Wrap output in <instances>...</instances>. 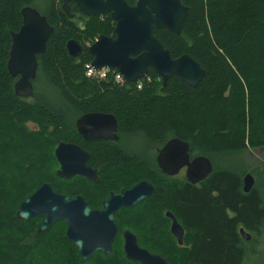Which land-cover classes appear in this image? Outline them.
I'll use <instances>...</instances> for the list:
<instances>
[{"label": "trees", "instance_id": "1", "mask_svg": "<svg viewBox=\"0 0 264 264\" xmlns=\"http://www.w3.org/2000/svg\"><path fill=\"white\" fill-rule=\"evenodd\" d=\"M182 3L189 9L182 34L166 30L154 34L173 59L190 56L205 70V77L196 88L177 77L163 85L150 70L149 85L137 91L134 84L119 87L110 79L97 82L86 77L85 66L93 61L88 46L100 36L115 37L109 15L85 17L71 4L74 18H68L62 0H0V264L81 263L65 237V223L67 260L60 249V257L53 252L57 247L45 237L49 230L38 232L41 219L25 222L17 217L20 203L43 184L59 194L83 196L91 208H99L110 191L142 180L155 186L153 196L136 207L149 215L156 231V244L150 249L143 245L149 251L170 264H264V160H245L248 152L264 149V0ZM25 7L36 9L54 28L45 53L37 58L32 99L15 95L16 80L7 70L11 33L22 26ZM70 40L83 47L77 59L67 53ZM90 112L116 117L117 142L81 138L75 122ZM131 136H140L143 141L138 140L145 146L149 143L153 151L145 146L137 154L126 150L138 142L130 143ZM172 138L188 142L192 157L211 160L214 169L207 179L192 185L160 173L154 148ZM61 142L89 152L98 184L56 176L54 152ZM248 173L255 183L245 193L243 178ZM166 211L186 232L182 247L163 239L161 220L169 222ZM137 221L144 228V219ZM125 228L130 227L119 223V236ZM241 230L251 239L246 240ZM257 246L262 249L256 250ZM98 256L99 264H135L126 259L121 246L110 257Z\"/></svg>", "mask_w": 264, "mask_h": 264}, {"label": "water", "instance_id": "2", "mask_svg": "<svg viewBox=\"0 0 264 264\" xmlns=\"http://www.w3.org/2000/svg\"><path fill=\"white\" fill-rule=\"evenodd\" d=\"M71 4L85 17L109 15L115 23V37L100 36L88 46L95 70L109 68L116 71L129 84H136L145 78L150 70L161 79L163 85L177 77L188 86L196 88L205 77V70L188 55L177 59L155 37L156 30H166L181 35L189 17V9L182 0H136L131 6L126 0H62V11L68 18ZM22 26L11 33V47L7 70L15 79L14 92L18 98H34V81L38 72V56L45 53L47 43L54 32L45 16L36 9L25 7L21 11ZM71 58H79L83 47L75 40L66 44ZM78 134L84 141L116 142L118 121L114 115L87 113L75 122ZM156 163L168 177H176L185 170V179L192 185L203 182L213 172V163L205 156H191L190 144L179 138L168 140L156 150ZM54 155L59 164L56 176L72 179L80 176L95 183L99 182L97 172L88 165L90 154L73 143L61 142ZM243 191L249 193L255 178L248 173L243 178ZM154 193L153 185L142 181L121 193H111L101 210H93L81 196L57 193L45 183L32 195L23 200L17 217L25 222L41 218L38 232L44 233L56 222L66 224V239L78 251L80 264H91L89 260L101 252L109 256L118 233L114 215L121 209H133L148 200ZM166 217L172 221L171 234L179 246H183L185 230L171 212ZM250 240V235L241 230ZM123 252L129 262L135 264H170L164 257L139 247L136 235L123 232Z\"/></svg>", "mask_w": 264, "mask_h": 264}, {"label": "rangeland", "instance_id": "3", "mask_svg": "<svg viewBox=\"0 0 264 264\" xmlns=\"http://www.w3.org/2000/svg\"><path fill=\"white\" fill-rule=\"evenodd\" d=\"M141 84H142V89L141 90H137V91H142L144 87L149 85L148 81H143V80L141 81ZM135 89H136V86H135ZM139 137L140 136L132 137L131 138L132 141H130V143L133 142V141H136L138 139L142 140ZM144 146H145V144L143 142H139V143L136 142L134 144H131L126 150H129L131 152L135 151L133 153L137 154L138 151H142ZM145 147H146V149H151L152 150V147H151V145L149 143ZM50 154H52V152H50ZM245 160L247 162H249V163H254V162H257V161L258 162L259 161H263L264 160V149H261V150L258 149V150H254V151L248 152L245 155ZM47 166L50 167L51 163L50 162L47 163ZM54 169H55V164H53L51 170H54ZM58 169H59V166L56 169V171ZM175 178L176 179H185V171L180 173V175L176 176ZM177 183L178 182H175V183L172 182L173 185H176ZM105 195H106V193H105ZM148 216L149 215L147 213L143 214V210L139 209V208H136V209H133L132 211H129V212L121 214V216L119 217L120 219L118 218L119 221H115L116 225H117V229H118V235L116 237V240H115V243H114V247H113V251L114 252L116 250H119L120 246L123 249L122 236L121 235L119 236V223H121L123 226L126 225V226L130 227V228H125V229H129L130 231H132L137 236L140 246L145 245V246H147L150 249V248H152V246H154L156 244L155 240H154V238H155L154 232L156 233V231L155 230L152 231L151 228H152L153 224H152L151 220L147 219ZM137 217L140 219V221H142V218L144 219V222H145L144 223V228L141 226L142 224L140 225L141 222L137 221ZM36 219H38V218H36ZM36 219H34V220H36ZM56 224L59 225V228H57L58 227V225H57L56 228L53 229V226H55ZM53 226L49 229V231H48V233H47V235L45 237L48 239L49 244H52L55 247H57L56 250L55 249L53 250L55 255L60 257L59 253H58L59 252L58 250L60 249L61 253L63 254V256L67 260V259L70 258V249L64 244V231H63L64 222H56ZM169 226H170V224H169V222L167 220H165V221H164V219L161 220V227H162V230H163V239H164L165 243L169 242L170 245H174L177 242L174 239V237L169 233ZM65 231H66V225H65ZM51 240H56V241L52 242ZM185 242H186V239H184V244H185ZM258 249H262V246H260V247L257 246L256 250H258ZM113 251H112V253H114ZM112 253L109 256H106V257H110L112 255ZM98 254H101V253H97L91 259V264H99L100 263L101 259L99 258ZM12 258H13V262H15V258L14 257H12ZM67 264H71V262H69L67 260ZM245 264H252V263L251 262H246Z\"/></svg>", "mask_w": 264, "mask_h": 264}, {"label": "flooded vegetation", "instance_id": "4", "mask_svg": "<svg viewBox=\"0 0 264 264\" xmlns=\"http://www.w3.org/2000/svg\"><path fill=\"white\" fill-rule=\"evenodd\" d=\"M73 5V4H72ZM75 7V6H74ZM79 13V12H78ZM80 14V13H79ZM90 113H94V112H90ZM96 113H101V112H96ZM87 114V113H86ZM105 114H109V113H105ZM112 115V114H111ZM83 116V115H82ZM81 117V116H80ZM79 117V118H80ZM117 136H118V140H119V123H118V128H117ZM133 136H131V138H132ZM131 138L129 139V141H131ZM117 140V141H118ZM116 141V142H117ZM92 142V141H91ZM98 142V141H97ZM101 142H105V141H101ZM108 142H110V141H108ZM139 142H141V141H138V143ZM107 143V142H106ZM110 143H113V142H110ZM129 147V146H128ZM158 148L156 147V148H154V153H155V162H156V157H157V152H156V150H157ZM152 151H153V149H152ZM89 153V152H88ZM132 153V152H131ZM137 153H140V152H137ZM147 154H151V152H147ZM90 161V160H89ZM59 165V164H58ZM88 165H89V162H88ZM89 167L91 168V169H93V170H95L96 172H97V175H98V170L97 169H94L92 166H90L89 165ZM156 167H157V169L160 171V169H159V167H158V165H157V163H156ZM183 171H185V170H182L180 173H182ZM160 173L161 174H163L161 171H160ZM164 175V174H163ZM180 175V174H179ZM164 176H166V175H164ZM77 177H80V176H77ZM166 177H168V176H166ZM81 178H83V179H85L87 182H90V183H95V182H93V181H89V180H87L86 178H84V177H81ZM98 178H99V175H98ZM186 180V179H185ZM142 181H148V182H150L152 185H153V187H154V191H155V186H154V184L151 182V181H149V180H142ZM142 181H139V182H136V183H134V184H131L130 186H126V187H124V188H120V189H118V190H115V191H110L109 193H108V195H107V197L106 198H104V199H102L101 200V206L98 208V207H94V208H92L93 210H101L102 208H103V203L107 200V199H109V197H110V195H111V193H121V191L122 190H125V189H131L132 187H134L136 184H138V183H140V182H142ZM99 182H100V179H99ZM98 182V183H99ZM98 183H96V184H98ZM86 202H87V204H88V201L86 200V198L85 197H83V196H81ZM100 201H98L97 203H92V205H95V204H98ZM142 204V203H141ZM137 207V206H136ZM135 207V208H136ZM135 208H133V209H135ZM133 209H125V208H121V209H119L117 212H116V214L114 215V218H115V221H116V216L118 217V215L119 214H121L122 212H124V211H132ZM167 212H169V211H166L165 213H164V217L165 218H167L166 217V213ZM36 219V218H35ZM39 219H41V218H39ZM168 219V218H167ZM169 220V224H170V226H169V232H170V234H171V231H170V228H171V224H172V221L170 220V219H168ZM178 220V219H177ZM178 222H179V220H178ZM180 223V222H179ZM39 225V224H38ZM126 230H129V229H126ZM126 230H123L122 231V233H121V236H122V240H123V232L124 231H126ZM130 231V230H129ZM132 232V231H131ZM117 235H118V233H117ZM172 235V234H171ZM185 235H186V232H185ZM173 236V235H172ZM117 237V236H116ZM137 237V236H136ZM138 239V238H137ZM174 239H175V237H174ZM185 239V238H184ZM115 240H116V238H115ZM176 240V239H175ZM176 242H177V240H176ZM114 243H115V241H114ZM138 244H139V242H138ZM178 244V243H177ZM123 245H124V240H123ZM113 247H114V244H113ZM139 247H141V248H143V249H146V250H148V248H146V247H144V246H140L139 245ZM149 251V250H148ZM149 252H151V251H149ZM99 253H101V252H99ZM152 253V252H151ZM153 254H155V253H153ZM94 257V256H93ZM92 257V258H93ZM91 258V259H92ZM91 259L89 260V262L91 263Z\"/></svg>", "mask_w": 264, "mask_h": 264}, {"label": "built area", "instance_id": "5", "mask_svg": "<svg viewBox=\"0 0 264 264\" xmlns=\"http://www.w3.org/2000/svg\"><path fill=\"white\" fill-rule=\"evenodd\" d=\"M96 41V40H95ZM86 68V77L89 79L95 80L97 82L111 80L115 86L123 87L125 83H127L121 75H119L116 71L104 68L101 70H95L91 63L85 66ZM142 81V80H141ZM141 81L134 84L136 86V90L142 89ZM143 81L150 82V78L146 76Z\"/></svg>", "mask_w": 264, "mask_h": 264}]
</instances>
